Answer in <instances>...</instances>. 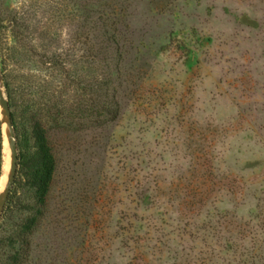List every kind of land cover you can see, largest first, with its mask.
<instances>
[{"label":"rangeland","instance_id":"rangeland-1","mask_svg":"<svg viewBox=\"0 0 264 264\" xmlns=\"http://www.w3.org/2000/svg\"><path fill=\"white\" fill-rule=\"evenodd\" d=\"M97 3L0 0V87L56 158L43 206L18 165L0 264H264V0Z\"/></svg>","mask_w":264,"mask_h":264},{"label":"trees","instance_id":"trees-1","mask_svg":"<svg viewBox=\"0 0 264 264\" xmlns=\"http://www.w3.org/2000/svg\"><path fill=\"white\" fill-rule=\"evenodd\" d=\"M103 1L105 0H98V6L101 5ZM99 13L98 21H100L102 24L101 26L105 28L108 26L107 21L109 17L106 16L104 11ZM104 35H106V31ZM4 83L7 89V96L11 110V122L17 138L19 150L18 165H21L24 169H28L27 177L34 190L36 201L39 205L43 206L46 204L47 195L55 174L56 158L42 121L36 116H31L30 127L26 128L23 122L26 119L24 111L19 116L17 110L15 109V95L11 90L9 83L7 81ZM4 135L2 120L0 117V179L3 174Z\"/></svg>","mask_w":264,"mask_h":264},{"label":"water","instance_id":"water-1","mask_svg":"<svg viewBox=\"0 0 264 264\" xmlns=\"http://www.w3.org/2000/svg\"><path fill=\"white\" fill-rule=\"evenodd\" d=\"M0 105L4 108V111L8 118V131H9L8 142H9V148H10V154H11L10 172L8 175V179L6 181V186L4 188V191L0 193V213H1V210L4 207L11 193V189H12V186L16 178L17 169H18L19 152H18V144L16 140L15 130H14L13 124L11 122V117H10L11 110H10L9 100L1 87H0Z\"/></svg>","mask_w":264,"mask_h":264},{"label":"bare ground","instance_id":"bare-ground-1","mask_svg":"<svg viewBox=\"0 0 264 264\" xmlns=\"http://www.w3.org/2000/svg\"><path fill=\"white\" fill-rule=\"evenodd\" d=\"M2 110V113L3 115L5 116V120H4V127H5V130L7 133H9L8 131V118L6 116V113L4 112L3 109ZM5 132V133H6ZM6 133V134H7ZM10 162H11V154H10V148H9V151H8V155H7V162H6V167H5V171L3 172V177L1 179V184H0V193H2L4 191V188L6 186V181L8 179V175H9V172H10Z\"/></svg>","mask_w":264,"mask_h":264}]
</instances>
